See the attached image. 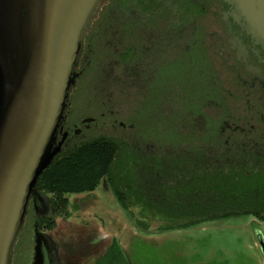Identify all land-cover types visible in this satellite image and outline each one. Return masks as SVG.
I'll return each instance as SVG.
<instances>
[{"label":"flooded vegetation","instance_id":"flooded-vegetation-1","mask_svg":"<svg viewBox=\"0 0 264 264\" xmlns=\"http://www.w3.org/2000/svg\"><path fill=\"white\" fill-rule=\"evenodd\" d=\"M73 74L59 156L110 143L133 195L138 171L143 186L162 172L180 187L184 172L246 171L244 155L264 163V43L231 0H100ZM34 209L32 199L27 216L42 230Z\"/></svg>","mask_w":264,"mask_h":264},{"label":"water","instance_id":"water-1","mask_svg":"<svg viewBox=\"0 0 264 264\" xmlns=\"http://www.w3.org/2000/svg\"><path fill=\"white\" fill-rule=\"evenodd\" d=\"M99 1L0 0V264H12L30 201L49 212L37 184L61 152L56 137L81 35ZM231 1L264 43V0ZM50 239L38 235V264L59 263Z\"/></svg>","mask_w":264,"mask_h":264},{"label":"rangeland","instance_id":"rangeland-1","mask_svg":"<svg viewBox=\"0 0 264 264\" xmlns=\"http://www.w3.org/2000/svg\"><path fill=\"white\" fill-rule=\"evenodd\" d=\"M152 176L148 173V180H153ZM60 198L69 201L66 209L62 206L64 211L57 208L53 217L51 213H37L39 220L45 219L42 230L38 223L33 226L34 217L26 214L13 248L12 264H31L37 254L38 235L51 238L49 252L59 254V264H97L96 260L114 244L121 248L129 264H264L257 240L258 236L264 239V222L250 215L219 219L190 229L166 227L169 231L160 233L159 227L164 225L161 219L153 220L136 207L131 209L134 216L127 213L106 177L95 191ZM45 199L49 202L48 196ZM143 216L151 226H138L136 218Z\"/></svg>","mask_w":264,"mask_h":264},{"label":"trees","instance_id":"trees-1","mask_svg":"<svg viewBox=\"0 0 264 264\" xmlns=\"http://www.w3.org/2000/svg\"><path fill=\"white\" fill-rule=\"evenodd\" d=\"M115 157L116 148L107 142L86 146L69 156H59L40 177L37 190L42 195L52 197L55 209L64 211L69 201L67 198L61 201L60 196L95 191L106 177L127 213L133 215L131 209L136 207L140 208L141 213L149 214L153 220L157 217L161 219L164 225L159 227L160 233L169 231L166 227H173L174 230L190 229L203 223L245 215L264 222V171L258 168L264 163L259 166L254 164L251 160L255 159L254 156L244 155L248 164L246 171L237 166L227 167L226 170V167L217 168L216 165L215 171L201 173L200 176L184 172L186 179L180 187L176 185L175 177L170 179L166 176L163 179L162 172H153L152 178L155 180L149 179L150 183L143 186L138 171V177L136 173L132 175L142 189L134 195L124 185L133 177L126 172L125 177L118 178L123 172L118 168ZM250 164L253 165L250 167ZM163 180L173 184L162 185ZM144 190L152 197L150 201L145 199ZM63 205L64 209H61ZM144 219V216L136 218L138 226H151V222ZM97 264H129V260L121 248L114 244L99 258Z\"/></svg>","mask_w":264,"mask_h":264},{"label":"bare ground","instance_id":"bare-ground-1","mask_svg":"<svg viewBox=\"0 0 264 264\" xmlns=\"http://www.w3.org/2000/svg\"><path fill=\"white\" fill-rule=\"evenodd\" d=\"M137 180V179H136Z\"/></svg>","mask_w":264,"mask_h":264}]
</instances>
